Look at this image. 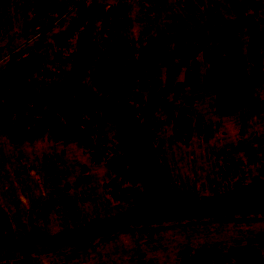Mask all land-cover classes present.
Segmentation results:
<instances>
[{"label": "rangeland", "instance_id": "rangeland-1", "mask_svg": "<svg viewBox=\"0 0 264 264\" xmlns=\"http://www.w3.org/2000/svg\"><path fill=\"white\" fill-rule=\"evenodd\" d=\"M81 1L94 2L100 11L126 3L127 16L114 20L109 32L129 42H140L138 49L144 48L146 41L158 34L174 37L196 30L200 36L208 38L203 50L191 59L198 66L201 90L186 89L178 98H175L177 92L170 91L166 97V103L175 113L183 111L188 119L202 118L213 126L206 139L194 135L185 146L170 143L173 126L166 121L167 114L159 110L151 117L153 124L164 122L157 132L153 129L152 134L175 194L212 198L252 186L263 188L264 114L249 116L247 111H242L244 123L237 116H220L215 111L216 92L204 91L205 76L214 66L212 61L225 69L228 66L227 57L217 49L225 34L209 25L202 7L187 13L175 0H0V76L12 54L27 50L44 61L42 69L31 80L30 93L55 83L58 75L67 77L79 35L89 32L99 40L101 33H105L101 22L90 23L57 51L55 37L76 24L78 17L73 7ZM202 1L216 6L224 18L234 19L227 0ZM245 15L263 20L264 0H258L256 11L246 9ZM263 23L260 22L261 26ZM240 38L243 43L248 39L245 30ZM261 57L264 64V46ZM173 64L157 67L161 89L165 87L166 72ZM185 73L186 68L179 70L174 85L184 83ZM148 95L147 91L135 89L128 101L134 106L144 105ZM259 96L264 97V88ZM27 113H15L12 124L31 129L40 122L37 117L25 115ZM101 125L108 154L100 163L93 161L96 160L93 142L88 149L75 140L57 143L50 133H45L32 144L12 145L6 133L0 131V260L10 259L1 264H79L76 259L86 262L88 258L92 264H190L181 258L182 251L190 250L183 247L182 238L189 229L185 224L193 226L202 219L130 227L112 237L94 238L79 248L60 247L52 240L40 239V236H55L121 214L142 193L140 182L136 185L122 183L121 176L129 169L121 164L124 155L116 141V129L107 119H103ZM259 191L264 193V189ZM239 217L264 220V215ZM222 218L238 219V215ZM253 226L255 236L247 239L249 243L243 240L257 248L240 252L258 251L264 261V236L256 235L264 233V224ZM31 238L34 240L25 242ZM17 243L24 244L9 249V245ZM211 249L216 248H208ZM217 251L223 264H236L231 257L236 250ZM110 257H115L116 262L108 261Z\"/></svg>", "mask_w": 264, "mask_h": 264}, {"label": "trees", "instance_id": "trees-1", "mask_svg": "<svg viewBox=\"0 0 264 264\" xmlns=\"http://www.w3.org/2000/svg\"><path fill=\"white\" fill-rule=\"evenodd\" d=\"M247 1L227 0L234 15L233 20H228L216 6H208L202 0H175L187 13L202 7L209 25L224 32L225 39L217 49L227 57L228 69L212 61L214 66L205 76L204 91L216 92L218 115L237 116L241 123L245 122L242 111H247L249 116L264 114V97L259 96V91L264 88L261 57L264 23L260 24L264 18L259 20L245 15L246 9L256 11L258 7V0ZM73 9L77 13V22L69 31L55 37L57 51L80 30H86L90 23L101 22L105 33H101L99 40L89 32L79 35L67 77L58 75L55 83L33 93L28 90L31 80L42 69L44 61L27 50L12 54L0 76V131L6 133L12 145L32 144L45 133H50L57 143L75 140L88 149L93 142L95 146L92 147L98 153L95 152L96 160L93 161L100 163L108 154L101 125V121L107 119L117 132L116 141L124 155L121 164L129 169L122 174V183L136 185L140 182L142 193L121 214L55 236H40V239L52 240L60 247L79 248L94 238L112 236L130 227L233 215H264V193L259 191L264 187L250 186L222 197H178L170 175L159 159V146L152 132L153 129L157 132L164 122H151V117L159 110H163L167 114L166 121L172 123L170 143L185 146L194 135L206 139V134L213 128L202 118L192 121L183 111L175 113L166 103L170 91L177 92L175 98H178L186 89L201 90L198 66L191 59L203 50L208 38L200 36L196 30L174 37L158 34L147 40L144 48L138 49L140 42H129L109 32L114 20L127 16L126 3L100 11L94 2L81 1ZM244 30L248 36L245 43L240 38ZM171 64L173 66L166 72L165 87L161 89L157 67ZM181 68H186L184 83L174 85ZM135 89L149 94L144 105L129 103L128 98ZM24 111L28 112L25 115L37 117L40 122L31 129L13 125L15 113ZM23 244H11L9 249ZM231 257L236 264H264L258 251H236ZM181 258L190 264H223L216 249L185 250ZM9 260L4 257L0 262Z\"/></svg>", "mask_w": 264, "mask_h": 264}, {"label": "crops", "instance_id": "crops-1", "mask_svg": "<svg viewBox=\"0 0 264 264\" xmlns=\"http://www.w3.org/2000/svg\"><path fill=\"white\" fill-rule=\"evenodd\" d=\"M161 162V161H160ZM161 164L165 167V169L168 171V168L166 165H164L162 162ZM169 173V172H168ZM259 219V218H258ZM257 218H244L239 217L238 219H229V218H217L213 220H206L202 219L199 220V222H196L193 226L192 224H185V227H188L187 236L185 238H182L183 247L190 248V250L199 251L203 249L208 248H216L220 252H225L229 249H233L236 251H245V250H253L256 249V245L250 247V245H247L246 243H249V240H247L249 237H254L255 232H253L254 226L256 225H263L264 220H258ZM193 221V220H188ZM196 221V220H194ZM213 221H224V222H215ZM230 221V222H229ZM190 223V222H186ZM213 223V224H208ZM241 234L238 236V233ZM258 237L259 235L264 236L263 234H256ZM256 236V237H257ZM112 237V236H111ZM167 239L172 242V237L170 239L169 236H166ZM243 238L246 239V243L244 242ZM253 242V241H252ZM188 243L195 244L194 247L187 246ZM193 248V249H191ZM113 260V261H112ZM117 260L115 257H110L108 261H112V263L116 262ZM75 262H78L79 264H85L90 263L91 260L86 262L78 261L77 259ZM74 264V262L72 263ZM95 264V263H94ZM121 264V263H120Z\"/></svg>", "mask_w": 264, "mask_h": 264}]
</instances>
